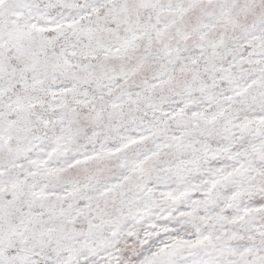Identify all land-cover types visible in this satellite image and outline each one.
<instances>
[{"label": "snow or ice", "instance_id": "1", "mask_svg": "<svg viewBox=\"0 0 264 264\" xmlns=\"http://www.w3.org/2000/svg\"><path fill=\"white\" fill-rule=\"evenodd\" d=\"M0 264H264V0H0Z\"/></svg>", "mask_w": 264, "mask_h": 264}]
</instances>
